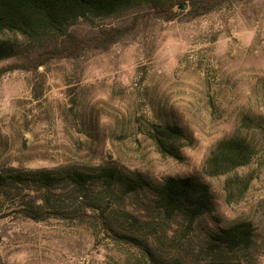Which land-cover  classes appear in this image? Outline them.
Wrapping results in <instances>:
<instances>
[{
    "label": "rangeland",
    "instance_id": "1",
    "mask_svg": "<svg viewBox=\"0 0 264 264\" xmlns=\"http://www.w3.org/2000/svg\"><path fill=\"white\" fill-rule=\"evenodd\" d=\"M175 1L186 7L171 21L155 16L150 2L79 19L72 28L80 35L109 27L123 34L105 49L2 74L0 170L109 163L161 180L201 173L214 143L240 130L256 149L239 170L252 177L242 199L226 201L223 176L205 179L222 224L252 221L250 257L264 264V0H230L192 18L188 0L164 3ZM245 115L254 125L242 123ZM165 122L191 136L180 158L158 152L146 133L148 123ZM143 204L126 200L129 209ZM12 207L5 202L0 216V264H127L123 245L81 223L32 221Z\"/></svg>",
    "mask_w": 264,
    "mask_h": 264
},
{
    "label": "trees",
    "instance_id": "2",
    "mask_svg": "<svg viewBox=\"0 0 264 264\" xmlns=\"http://www.w3.org/2000/svg\"><path fill=\"white\" fill-rule=\"evenodd\" d=\"M165 0H0V76L15 69L36 70L55 58H77L105 49L123 31L102 28L80 35L79 19L107 17L150 2V11L167 21L176 19L179 2ZM230 0H188L186 15L197 17ZM33 91L36 87L33 86ZM36 96V95H35ZM242 123L251 127L249 115ZM145 130L158 152L180 158L191 136L172 122L148 123ZM256 152L240 130L220 138L204 159L201 173L166 175L161 180L125 170L116 164L0 170V216L11 202L12 213L32 221L51 218L85 225L95 236H106L125 247L127 264H257L250 254L255 244L250 220L222 224L217 203L205 177H224L227 202L244 196L252 177L239 170ZM128 198L143 200L129 209ZM208 228L198 224L206 222Z\"/></svg>",
    "mask_w": 264,
    "mask_h": 264
},
{
    "label": "water",
    "instance_id": "3",
    "mask_svg": "<svg viewBox=\"0 0 264 264\" xmlns=\"http://www.w3.org/2000/svg\"><path fill=\"white\" fill-rule=\"evenodd\" d=\"M186 7V3H183V4H180V5H178V8H185Z\"/></svg>",
    "mask_w": 264,
    "mask_h": 264
}]
</instances>
